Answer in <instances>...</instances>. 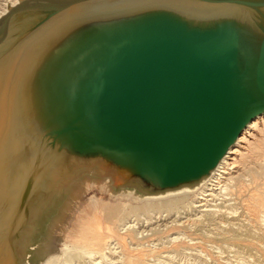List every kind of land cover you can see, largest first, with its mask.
<instances>
[{"label":"water","instance_id":"95a60500","mask_svg":"<svg viewBox=\"0 0 264 264\" xmlns=\"http://www.w3.org/2000/svg\"><path fill=\"white\" fill-rule=\"evenodd\" d=\"M116 1L20 0L0 19V64H9L0 85L7 84L12 103L4 111L0 106V147L13 129L24 139L17 154H6L11 173L22 177L21 199L18 203L8 194L0 201V252L9 251V264H20V221L50 197L45 188H36L39 176L46 181L50 175L49 169L44 173L47 166L64 158L104 163L141 190L164 192L210 176L245 127L264 112V28L255 13L198 22L178 15L184 0L126 10L127 4ZM195 2L211 8L256 5L252 0ZM68 11L70 20L49 30ZM36 35L44 43L33 48L28 41ZM21 45L36 54L14 73L10 60ZM79 52L80 76L72 79L67 59L56 83L45 90L51 57ZM26 91L34 93L33 111L34 102L39 104L32 129L15 121Z\"/></svg>","mask_w":264,"mask_h":264},{"label":"rangeland","instance_id":"374dc122","mask_svg":"<svg viewBox=\"0 0 264 264\" xmlns=\"http://www.w3.org/2000/svg\"><path fill=\"white\" fill-rule=\"evenodd\" d=\"M117 1L116 3L119 6L120 4H127L123 8L126 10L137 6L141 0ZM11 3V0H0V13L3 8L11 7ZM116 3L113 2V4ZM92 6L93 5H89L88 7ZM123 9H119L117 6L113 7L115 12ZM192 13L193 12H190L189 14ZM198 13L199 15L201 14L200 12ZM231 17H234L235 20H239L238 16L231 15ZM187 19L194 21L195 17L191 15L187 17ZM64 21L68 20L66 18L57 17L48 25L50 26L49 30L60 27ZM45 28L46 26L43 27L44 30ZM28 42V45L33 48L40 44V46H42L44 37L36 35ZM85 43L86 41L78 45L80 47L84 44L81 46L80 50H83L82 48L86 46L87 43ZM28 45L19 46L16 51L19 56H12L13 58H11L10 62L14 63V73L22 64L24 66V64L30 63V58L28 56H30L31 53L33 57L35 56L36 51L29 50L30 48ZM78 46L76 45L71 49L78 48ZM64 56L65 55L63 54V56H60L61 58L56 57L55 55L51 57V65L45 70L46 77L44 79V89H49L50 85L54 83L58 72L65 64L66 60L78 58L80 52L70 54L69 58H65ZM14 57L16 58V61H14ZM17 58L19 59L17 60ZM8 67L9 64L7 66L0 64V73ZM57 68L58 71L56 70ZM33 94L34 93L26 91L22 97L20 101L21 105L15 116L16 123H21L22 120H24V117H26V121H28L27 119H29L35 111L38 112L39 104L37 103L36 105V102H34V105H36L37 108H35V111H32V102L34 101V97H32ZM10 100L7 84L4 86L0 85V106L3 108V111L7 106H11L12 103L10 104ZM13 108L15 109L14 104ZM34 120L33 117V121ZM2 121L3 118L0 114V132ZM25 125L28 128H32L33 126L29 121ZM19 138L23 139V136L17 129H13L12 134H10L4 144L0 147V162L2 158H4L5 153H9L13 150V147H15L16 144L15 142H20ZM22 141H24V139ZM20 143L23 144L24 142ZM5 146L7 147V150H5ZM12 152L15 153L16 151L13 150ZM263 154L264 152H259L258 156H248L246 161L242 163L239 174L244 175L247 179L253 177L252 173L256 174L264 165ZM50 158V156H46L43 161L48 160L49 163ZM65 163H67V165ZM53 164L54 165H51V167L47 166L44 171L45 173L49 169V172L47 171L46 175L49 173L50 175H48L50 177H45V181L43 175L39 176V182L36 187L40 189L45 188L47 192L50 193L49 199L46 202L41 201L39 204H35L34 207L32 206L28 217L25 220L20 221L17 230V234H20L18 237L20 242L17 243L20 264H43L51 256L61 253L65 242L68 240V233L71 229L74 230L78 221L77 218L84 211L92 197H98L99 199L111 203L128 202L126 197H123L122 195L116 196L108 192L104 193L99 188L94 187L96 184L101 188L104 187L105 178L108 176L112 177L114 181H117L115 175L119 174L116 172L114 173L113 171L111 172L110 167L106 164L99 162H72V160L68 161L65 158ZM2 169L3 168H1L0 164V175L2 173L4 174L3 178H0V201L8 196V194L10 195V198L17 200L16 196L19 195L18 185L15 184V186H12L13 183H10L8 177L6 180L4 179V177L9 174L12 177L11 170H8L10 168H5L2 171ZM53 171L55 172L54 174ZM250 180L253 182V178ZM131 184L132 182L128 179H124L119 182L116 187L113 186L114 189L111 185L109 188H111L112 191L118 190L117 193H120L124 185ZM133 184L137 185H133V187H141L140 184ZM139 190L144 191L140 188ZM262 192L263 190L258 188L257 184L252 183L251 187L247 185L245 189H242L241 191L236 190L235 193L233 192V196H230L229 199L228 197L220 198L215 202L217 204H215L216 206L213 203V206L210 207L212 210L207 207L202 208L201 210L203 211L205 209V211H209L206 213L203 212L204 217L202 213L199 214L198 211H195V213L186 212V209L184 208L179 210L180 215L175 212L167 214V206H165V204H151L149 206V212L152 214L148 216H140L138 218L131 217L136 214L131 210L129 212L131 215H129L130 217L128 221H131L132 224H137V229H135L137 233L135 240L131 239V241H128L130 243V248H136L134 250L131 249L133 253H136L137 250H141L142 248L146 253H151L148 257V264H264V251H262L264 250V239H262L264 236V226L259 220L260 211L262 210L259 201ZM9 200L6 203L7 205L10 203ZM0 208L1 216L4 214V208ZM156 212L157 214H155ZM9 213L11 214L12 212ZM1 232L2 229L0 233ZM232 236L237 237L234 239ZM3 240L4 236L2 235V237H0V246ZM143 245L144 247H142ZM8 255L6 249L0 252V264H5L8 261ZM120 257L119 254L115 257H110V260L111 258L113 259L103 264H124L122 257Z\"/></svg>","mask_w":264,"mask_h":264},{"label":"bare ground","instance_id":"6f19581e","mask_svg":"<svg viewBox=\"0 0 264 264\" xmlns=\"http://www.w3.org/2000/svg\"><path fill=\"white\" fill-rule=\"evenodd\" d=\"M11 1H12V3L10 4L11 7H15L20 3V0H11ZM184 1L186 2L185 4L181 3V5H177V7L181 9L178 15L183 16V18L185 19L193 15V17H195L194 21L206 22L209 20H214L215 22H220L226 20L227 18L229 19L231 15H233V16H238L240 20L244 18L245 14L248 11V13L249 12L255 13L261 19L262 21L261 25L264 28V5H261L262 3L260 4L258 0H252L256 2V5L252 7L245 5L242 6L240 4H224V5H220V7H213V8H211V6L205 3H196L195 2L196 0H184ZM169 2L170 0H150V1L141 0L138 5H141L140 6L141 8H150V7H159L161 5H167V3ZM120 6H124V4H120ZM9 9L10 7L9 8L5 7L3 8V10H1L2 12L0 13V19L9 12ZM71 12L72 11H68L58 17L66 18L67 20H70L72 16V15L70 16ZM190 12L193 13L189 14ZM198 12H200L201 14L199 15ZM95 37L92 38L94 43L97 42ZM31 54L30 56H28L30 59L33 57V55ZM82 56L83 55L80 52V59H78L79 58L78 57L76 59L68 60V64L70 63L72 66L71 67L72 79L79 77L81 74L80 68L78 67L80 65L79 61L81 60ZM18 59L19 58H17V60ZM65 67L66 66L64 64L61 67L60 71L65 69ZM15 69H16V65H15ZM56 70L58 71V68ZM60 71L58 72L54 80V83H56V81L58 80ZM51 85L49 87L50 89L53 87ZM35 113H37V111H35L34 114L30 116L29 119H27L29 122L33 124V126L31 125L32 128H35V126L37 125L33 121L34 115L36 116ZM28 121H26V117H24V120H22L21 123L25 124L28 123ZM19 140L22 143L24 142L22 141L23 139L21 138H19ZM20 142H15L16 143L15 147H13V150L16 151L15 152L16 154L23 147L24 143L21 144ZM6 146H5V150H7ZM259 152H264V112L257 115L245 127V129L242 131L241 135L237 139L236 143L229 149L228 153L221 160V162L218 164L217 168L212 172V174L208 177H204L197 183L183 185L176 189L166 190L164 192H159L155 194H149L148 192L146 193V191L145 192L140 191L139 188L133 187V185H124L121 189V192L117 193L118 190L112 191L111 188L109 187L111 185L112 188L114 189V187H116L119 184V182L124 180L125 177L117 176L116 177L117 181H114L112 177L108 176L107 178H105L104 187L101 188L100 186H98V184L94 185V187L99 188L104 193L108 192L116 196L122 195L123 197H126L128 202L111 203V202H106L103 199H99L98 197H92L91 200L89 199L90 200L89 204L86 206L84 211L77 218L78 221L76 223L74 230L71 229L70 232L68 233V240L64 244L63 251H61V253L57 255L51 256L43 264H103V263H107L108 261H111L113 258H111L110 260V257H115L118 254L122 257L124 264H148V257L150 256L151 253L148 254L149 252L146 253V251L142 250L143 249L142 247H144V245L141 247L142 248L141 250L138 248L139 250H137L136 253H133L131 250L133 248H130V243L128 242L129 240L131 241V239L135 240L137 233L135 230L137 229L136 228L137 224L134 223L132 224L131 221L130 222L128 221L130 217L129 215H131V213L129 212L131 210L134 213H136L134 216L131 217L138 218L140 216H148L152 214L149 212V206L151 204L154 205L165 204V206H167L166 207L167 214H171L172 212H175L176 214L180 215L179 210L181 208H184L186 209V212L195 213V211H198L199 214L202 213L203 215L204 213L209 211H205L206 209L203 211L201 210L202 208H206V207L210 208L211 206H213V203L215 205L216 204L215 202H217L222 197L223 198L228 197L229 199L230 196H233V192L235 193L236 190L241 191L242 189H245L247 185L251 187L252 183L257 184V187L263 190V192L261 193V199L259 201L262 207V210L260 211V215H259V220L261 224L264 226V165L261 168V170L256 174L251 172L253 174V177H250V179L253 178V182L249 178L248 180L247 177H245L244 175L239 174L241 165L246 161L247 157L256 156V155L258 156ZM6 154L7 153H5L4 158H2L0 162L1 168L3 169L10 168L8 170H11L12 162L8 159V156ZM11 175L12 177L10 176V174L6 175L4 179L6 180V178L8 177L10 183H13L12 186H15V184L18 185L19 195L16 196L17 197L16 201L19 203L23 193V189L21 186L22 177L12 173ZM210 210H212V208H210ZM9 212H12L11 214H13V210L9 209ZM9 212L7 213V215H10ZM155 214H157V212ZM236 237H234V239ZM262 239H264V236ZM8 254H9L8 261L5 264L10 263L9 257L11 259V255L9 251Z\"/></svg>","mask_w":264,"mask_h":264}]
</instances>
